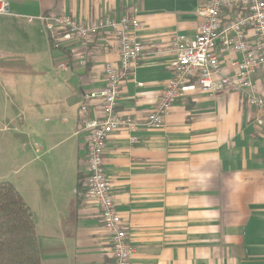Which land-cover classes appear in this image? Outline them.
<instances>
[{
	"label": "crops",
	"instance_id": "obj_1",
	"mask_svg": "<svg viewBox=\"0 0 264 264\" xmlns=\"http://www.w3.org/2000/svg\"><path fill=\"white\" fill-rule=\"evenodd\" d=\"M204 0H9L0 16V183L28 207L41 264H111L97 209L80 199L84 97L105 85L115 43L101 37L78 59L50 46L40 18L134 17L142 58L121 84L117 111L148 114L172 77L169 46L192 41ZM264 97V68L254 77ZM100 109L87 103V117ZM237 93L187 91L159 130L112 133L104 168L134 253L130 264H264V124Z\"/></svg>",
	"mask_w": 264,
	"mask_h": 264
},
{
	"label": "built area",
	"instance_id": "obj_2",
	"mask_svg": "<svg viewBox=\"0 0 264 264\" xmlns=\"http://www.w3.org/2000/svg\"><path fill=\"white\" fill-rule=\"evenodd\" d=\"M8 13L9 0H0V16ZM198 15L195 38L188 41L178 37L169 46L172 77L143 119L117 111L121 84L142 58L143 46L137 35L141 26L134 17H96L83 22L48 13L40 18L53 44H74L81 63L96 38L104 39L105 47L115 43L118 62L104 65V87L84 97L78 129L85 137L86 151L83 200L98 211L108 236L111 264H130L134 253L128 231L115 210L104 168V148L112 133L125 131L129 141L136 143L134 133L141 128L161 129L172 107L195 88L208 95L239 94L256 111L255 123L264 124V97L254 82L257 72L264 68V0H204ZM88 102L99 107L98 118L87 117Z\"/></svg>",
	"mask_w": 264,
	"mask_h": 264
},
{
	"label": "trees",
	"instance_id": "obj_3",
	"mask_svg": "<svg viewBox=\"0 0 264 264\" xmlns=\"http://www.w3.org/2000/svg\"><path fill=\"white\" fill-rule=\"evenodd\" d=\"M53 45L50 40V46ZM83 178L80 175L77 182L81 200ZM0 264H41L32 215L8 182L0 183Z\"/></svg>",
	"mask_w": 264,
	"mask_h": 264
}]
</instances>
